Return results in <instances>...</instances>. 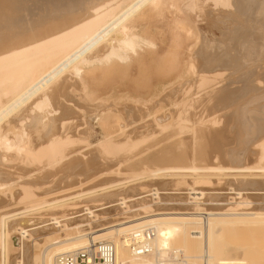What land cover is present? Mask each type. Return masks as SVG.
I'll list each match as a JSON object with an SVG mask.
<instances>
[{
	"label": "bare ground",
	"instance_id": "obj_1",
	"mask_svg": "<svg viewBox=\"0 0 264 264\" xmlns=\"http://www.w3.org/2000/svg\"><path fill=\"white\" fill-rule=\"evenodd\" d=\"M14 187L0 264L100 241L117 264H262L264 0H0V197Z\"/></svg>",
	"mask_w": 264,
	"mask_h": 264
},
{
	"label": "built area",
	"instance_id": "obj_2",
	"mask_svg": "<svg viewBox=\"0 0 264 264\" xmlns=\"http://www.w3.org/2000/svg\"><path fill=\"white\" fill-rule=\"evenodd\" d=\"M153 238L152 230L135 233L129 240L130 252L138 257L151 254ZM55 264H117L115 248L107 241L92 242L82 249L58 255ZM152 264H164V262L156 261Z\"/></svg>",
	"mask_w": 264,
	"mask_h": 264
},
{
	"label": "rangeland",
	"instance_id": "obj_3",
	"mask_svg": "<svg viewBox=\"0 0 264 264\" xmlns=\"http://www.w3.org/2000/svg\"><path fill=\"white\" fill-rule=\"evenodd\" d=\"M17 166H18V165H15V162L11 163V164H10V167H14V168H12L10 171H11V172H13V171L19 172V171H20V172H19L20 174L24 173V171H22V169H23L22 166H21V165H20L21 167H20V166L17 167ZM14 188H16V187H14ZM14 188H13V191H12V189H11V192H13L14 195H13L12 193L10 194V192H9V194L6 192V193H7V194H6V195H7V198H6V195L4 196V194L1 195V197H2L3 199L0 197V203H3L4 205H5V204H8V203L10 204L9 206L12 207V208L9 207L10 210H13V209L18 210V209H21V208H22L21 205H19V206L17 207V205L14 204V200H12L13 203H10L11 198H9V197H11V195H12L13 197H14V196H15V197H18V196H16V195H18V194H16V193H18V192H17L18 189H17V188L14 189ZM4 197H5V199H4ZM8 199H9V200H8ZM15 199H16V198H15ZM4 200H7L6 203H5ZM11 204H12V206H11ZM246 244H247V245H245V247L249 249L248 243H246ZM250 247H251V246H250ZM240 248H241V246H240ZM241 249H245V248L242 247ZM239 251H240V249H239ZM242 251H243V250H241L240 252H238V254L242 255V257H245V255L248 254V255H246V257L244 258V259H246V261L244 260V261H242V262H245L244 264H250V262L254 260V258H253L254 256H253V257H249V255L252 256L250 253H246V254L244 255L243 253H244L245 251H244V252H242ZM241 253H242V254H241ZM236 254H237V253H236ZM238 254H237V256L239 257ZM12 256L14 257L15 254H12V255H11V258H12ZM247 257H248V258H247ZM239 258H240V261H241V256H240ZM239 258H238V259H239ZM250 258H253V259L251 260ZM238 259H237V257H236V260H235V261L237 262ZM249 259H250L251 261H249ZM242 260H243V258H242ZM262 260H263V261H261V262H262V264H264V258H263ZM240 261H239V264L242 263V262L240 263ZM255 261H257V262H256V264H257V263H258V260L255 259ZM253 262H254V261H253ZM254 263H255V262H254ZM254 263L251 262V264H254ZM259 263H260V262H259ZM260 264H261V263H260Z\"/></svg>",
	"mask_w": 264,
	"mask_h": 264
}]
</instances>
